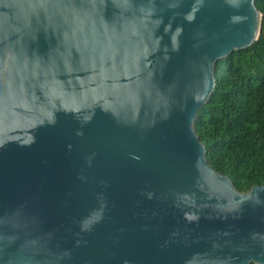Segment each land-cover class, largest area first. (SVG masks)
<instances>
[{"label": "water", "instance_id": "1", "mask_svg": "<svg viewBox=\"0 0 264 264\" xmlns=\"http://www.w3.org/2000/svg\"><path fill=\"white\" fill-rule=\"evenodd\" d=\"M256 0H0V264H264V184L195 128Z\"/></svg>", "mask_w": 264, "mask_h": 264}, {"label": "trees", "instance_id": "2", "mask_svg": "<svg viewBox=\"0 0 264 264\" xmlns=\"http://www.w3.org/2000/svg\"><path fill=\"white\" fill-rule=\"evenodd\" d=\"M256 6L257 40L218 62L216 87L195 121L208 162L241 192L264 184V0Z\"/></svg>", "mask_w": 264, "mask_h": 264}, {"label": "rangeland", "instance_id": "3", "mask_svg": "<svg viewBox=\"0 0 264 264\" xmlns=\"http://www.w3.org/2000/svg\"><path fill=\"white\" fill-rule=\"evenodd\" d=\"M262 22H263V17L261 18V25H262Z\"/></svg>", "mask_w": 264, "mask_h": 264}]
</instances>
